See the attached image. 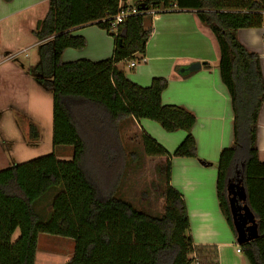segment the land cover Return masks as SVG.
Returning <instances> with one entry per match:
<instances>
[{
    "label": "trees",
    "instance_id": "trees-1",
    "mask_svg": "<svg viewBox=\"0 0 264 264\" xmlns=\"http://www.w3.org/2000/svg\"><path fill=\"white\" fill-rule=\"evenodd\" d=\"M119 5L120 0H49L33 32L39 61L30 73L52 93L53 144L72 146L73 155L62 160L52 153L0 170V264H35L39 233L75 240L67 264H219L216 246L195 244L186 201L171 185L172 159L198 158L193 134L197 116L183 106L162 103L167 78L154 77L143 87L118 66L143 61L154 15L191 10L219 44L221 79L234 114V142L217 163L221 212L236 236L227 185L242 181L259 236L240 248L249 264H264V162L257 148L264 76L259 55L237 35L239 29L263 25L264 0H144L136 4L138 14L112 29ZM85 25H96L114 38L113 56L63 61L67 48L87 46L83 36L73 34ZM129 118L153 120L167 132H186L173 153L142 135L147 156L166 157L165 213L160 216L115 195L127 159L119 129ZM27 126L37 140V126ZM53 190L48 216L37 204Z\"/></svg>",
    "mask_w": 264,
    "mask_h": 264
},
{
    "label": "crops",
    "instance_id": "crops-1",
    "mask_svg": "<svg viewBox=\"0 0 264 264\" xmlns=\"http://www.w3.org/2000/svg\"><path fill=\"white\" fill-rule=\"evenodd\" d=\"M136 2L141 1L120 0L130 8L136 7ZM48 7L49 0H0V110L4 101L13 104L12 98H20L21 108L25 107L34 65H26L17 55L24 52L28 57L30 49L38 48L33 32ZM152 25L143 61H137L135 67H130V62L118 66L129 80L143 87L151 85L154 77L167 78L162 103L183 106L197 116L193 134L198 158H173L171 185L186 201L195 244L216 246L219 264H249L243 253L237 252L240 245L221 212L217 192L220 154L234 142V114L229 91L221 79L219 44L193 10L154 15ZM73 34L83 36L87 46L67 48L63 61L97 62L113 56L115 40L98 26L76 27ZM237 35L248 50L259 55L264 76V23L257 28L239 29ZM194 62H206L210 67H204L205 63L195 72H181ZM127 123L133 124L141 135L147 133L170 153L186 137V132H167L150 119L129 118L122 124ZM257 148L259 159L264 162V104L258 119ZM0 157V162H4L5 156L0 153ZM162 158L166 161V157ZM201 159L211 165H204Z\"/></svg>",
    "mask_w": 264,
    "mask_h": 264
},
{
    "label": "rangeland",
    "instance_id": "rangeland-1",
    "mask_svg": "<svg viewBox=\"0 0 264 264\" xmlns=\"http://www.w3.org/2000/svg\"><path fill=\"white\" fill-rule=\"evenodd\" d=\"M17 56L26 65L35 66L39 61L38 48L30 49L28 57L24 52ZM28 95L23 108L20 98H12L10 101L13 104L10 105L6 101L2 104L4 108L0 110V153L5 159L0 162V170L52 153L62 160L72 158V146L53 144L52 93L31 75ZM31 122L38 128L37 140L31 139L29 135L27 124ZM122 123L119 129L120 138L127 159L115 195L131 202L139 210L160 216L165 213L164 189L167 180L165 172H162L165 161L162 157L147 156L140 132L133 124ZM133 154L137 155V160H133ZM55 191L57 190L49 192L37 204V209L45 215H50ZM47 204L49 210L46 209ZM18 236L19 231H16L14 238ZM74 247L75 240L72 238L39 233L35 264H67L73 255Z\"/></svg>",
    "mask_w": 264,
    "mask_h": 264
},
{
    "label": "water",
    "instance_id": "water-1",
    "mask_svg": "<svg viewBox=\"0 0 264 264\" xmlns=\"http://www.w3.org/2000/svg\"><path fill=\"white\" fill-rule=\"evenodd\" d=\"M206 62H194L182 68L181 72H195ZM242 181L228 182V199L236 240L239 245L252 241L259 236L255 215L247 203V192Z\"/></svg>",
    "mask_w": 264,
    "mask_h": 264
},
{
    "label": "built area",
    "instance_id": "built-area-1",
    "mask_svg": "<svg viewBox=\"0 0 264 264\" xmlns=\"http://www.w3.org/2000/svg\"><path fill=\"white\" fill-rule=\"evenodd\" d=\"M138 10L136 7H124L121 3L119 5V11L117 13V15L114 17V23L112 25V29H115L114 27L118 24H120L121 22H123L127 17L131 16V15H135L138 14ZM137 65V61L133 60L130 61L129 66L130 67H135ZM238 253H242L241 248L239 246V248L237 249Z\"/></svg>",
    "mask_w": 264,
    "mask_h": 264
}]
</instances>
